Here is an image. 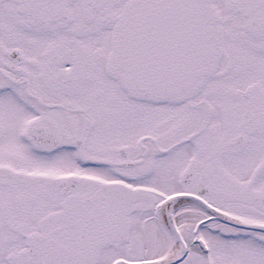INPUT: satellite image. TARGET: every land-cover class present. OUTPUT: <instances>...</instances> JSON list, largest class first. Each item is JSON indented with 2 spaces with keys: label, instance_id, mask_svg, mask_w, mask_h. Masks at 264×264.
Here are the masks:
<instances>
[{
  "label": "snow or ice",
  "instance_id": "obj_1",
  "mask_svg": "<svg viewBox=\"0 0 264 264\" xmlns=\"http://www.w3.org/2000/svg\"><path fill=\"white\" fill-rule=\"evenodd\" d=\"M0 264H264V0H0Z\"/></svg>",
  "mask_w": 264,
  "mask_h": 264
}]
</instances>
